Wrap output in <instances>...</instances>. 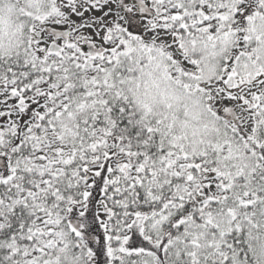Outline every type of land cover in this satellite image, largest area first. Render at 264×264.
I'll return each mask as SVG.
<instances>
[{"label":"snow or ice","instance_id":"1","mask_svg":"<svg viewBox=\"0 0 264 264\" xmlns=\"http://www.w3.org/2000/svg\"><path fill=\"white\" fill-rule=\"evenodd\" d=\"M0 264H264V0H0Z\"/></svg>","mask_w":264,"mask_h":264}]
</instances>
